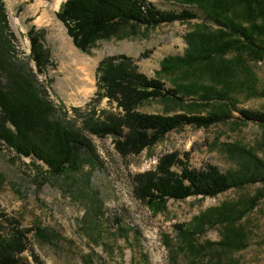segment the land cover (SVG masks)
<instances>
[{
    "label": "trees",
    "instance_id": "16d2710c",
    "mask_svg": "<svg viewBox=\"0 0 264 264\" xmlns=\"http://www.w3.org/2000/svg\"><path fill=\"white\" fill-rule=\"evenodd\" d=\"M173 1L196 6L216 27L197 23L184 36V54L164 57L154 77L140 72L135 61L125 54L102 60L96 69L95 96L79 114L81 126L77 128L66 118L67 112L60 113L50 99L49 80H38L51 65L50 51L44 45L45 30L31 26L27 31V58L34 63V71L28 61L17 56L16 37L9 26L5 2L0 0V149L5 146L18 157L42 162L49 175L68 176L80 172L85 163L94 166L99 162L93 142L83 132L98 138L111 136L115 150L127 156L151 148L169 131L185 124L207 128L226 122L237 103V93L247 89L257 94L249 60L264 58V0ZM56 17L65 25L74 45L89 53L98 41L146 36L148 30L161 23H186L197 14L187 8L180 12L161 11L140 0H65ZM229 54L232 57L227 58ZM168 75L176 76L172 78L173 87L165 89L163 76ZM177 75L189 82L178 83ZM187 96L199 101H192V108L206 104L212 109L205 115H163L138 109L152 99L182 104ZM103 99L118 111L96 108ZM73 109L78 113L77 108ZM240 113L243 120L264 127L263 112L243 109ZM228 146L238 150L236 170L221 172L207 165L198 171L188 165L187 152L182 156L177 151L168 152L154 168L133 176L135 197L157 213L166 208L170 199L213 197L232 187L264 181L263 159L240 145ZM259 197L255 194L240 205L223 202L199 212L188 222L175 224L176 242L167 235L163 241L170 247L171 264H178V251L193 257L209 256L204 264H236L232 253L245 247L247 241L238 221ZM215 225L221 229L220 240L199 242L198 236ZM129 229L119 227L121 232ZM31 231H35L34 237H48L44 239L46 234L41 228L22 227L17 218L0 212V264H33L25 255ZM33 261L41 264L36 256Z\"/></svg>",
    "mask_w": 264,
    "mask_h": 264
},
{
    "label": "rangeland",
    "instance_id": "374dc122",
    "mask_svg": "<svg viewBox=\"0 0 264 264\" xmlns=\"http://www.w3.org/2000/svg\"><path fill=\"white\" fill-rule=\"evenodd\" d=\"M65 0H4L11 31L14 33L17 56L35 71L28 60L31 26L45 30L44 45L50 51L51 65L40 82L49 80V96L56 107L66 111V118L80 128V113L97 90L96 69L111 55L125 54L138 65L147 77H154L160 61L169 55H183L184 36L197 23L216 27L196 6L177 1L140 0L161 11L180 12L191 9L197 18L183 23H161L148 30L146 36L137 34L124 39L98 41L89 53L80 51L68 35L56 12ZM147 52L146 56L140 54ZM232 57L229 54L227 58ZM257 94L247 89L237 93L232 116L207 128L185 124L169 131L164 138L140 154L121 156L114 148L111 136L98 138L83 132L94 144L99 162L85 163L80 172L68 176L49 175L47 167L29 157H18L7 147L0 149V212L17 218L22 227H39L45 232L43 240L31 231L27 239L28 256L41 264H171L170 247L164 235L176 242L175 224L188 222L194 215L223 202L240 205L255 194V204L238 221L246 233V246L232 253L236 264H264V181L232 187L213 197L189 196L183 200L170 199L163 211L154 213L133 193V176L152 169L165 153H188V165L202 171L207 165L221 172L234 171L238 164V150L228 144L250 149L264 160V127L243 120V109L264 113V58L249 60ZM163 76L164 88H172V78ZM178 83L189 82L177 75ZM46 80V81H48ZM197 100L185 97L182 104L152 99L139 106V111L172 115L196 113L205 115L212 105L189 104ZM199 102V101H197ZM73 108H77L78 113ZM96 108L117 112L106 99ZM193 109V110H191ZM176 170H179L176 168ZM89 180V184L86 180ZM130 227L121 232L119 227ZM221 229L208 227L198 236L199 242L219 241ZM209 256L193 257L177 253L178 264H204Z\"/></svg>",
    "mask_w": 264,
    "mask_h": 264
}]
</instances>
